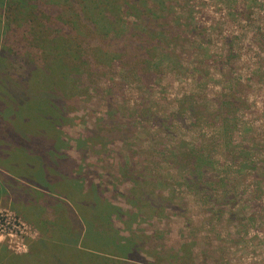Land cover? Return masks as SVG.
<instances>
[{
    "label": "rangeland",
    "instance_id": "rangeland-1",
    "mask_svg": "<svg viewBox=\"0 0 264 264\" xmlns=\"http://www.w3.org/2000/svg\"><path fill=\"white\" fill-rule=\"evenodd\" d=\"M144 1L170 26V34L146 50L150 60L145 62L142 44L135 49V40L109 33L115 41L111 47L125 54L97 64L81 56L85 73L66 89L70 118L59 127L58 137L66 156L76 162L75 181L62 173L58 188H51L52 181L39 184L41 193L31 189L38 184L28 175L38 172L33 168L44 146L22 142L21 128L13 127L15 122L7 125L19 109L7 100L0 80V211L8 210L25 225L21 234L20 228L15 233L19 239L8 243L5 237L0 248L22 255L30 241L48 238L53 211L44 205L47 201L96 216L90 226L85 223L93 237L103 232L107 242L137 244L144 263L264 264V0ZM8 3L10 8L5 4L0 9L1 44L7 49L1 69L11 77L48 64L51 35L86 55L103 45L89 21L77 16L74 0L57 7L39 0L32 14L24 16L17 15V4ZM118 17L115 29L136 31L134 18ZM2 57L1 52L0 63ZM109 123L128 125L131 133L110 143ZM101 127L102 142L77 151L78 139ZM180 147L194 148L196 156L204 157L203 179L190 178L189 168L175 164L173 155ZM134 173H139V188L130 191L135 182L127 176ZM183 177L195 184H185ZM159 194L172 200L162 214L148 208V200L157 203ZM101 196L111 205L108 217L100 215ZM37 206L42 209L36 214ZM66 220L55 232L79 241L83 229L68 224V216ZM20 241L26 250L17 254L13 248ZM102 251L116 255L117 250L108 245Z\"/></svg>",
    "mask_w": 264,
    "mask_h": 264
},
{
    "label": "trees",
    "instance_id": "trees-1",
    "mask_svg": "<svg viewBox=\"0 0 264 264\" xmlns=\"http://www.w3.org/2000/svg\"><path fill=\"white\" fill-rule=\"evenodd\" d=\"M8 1L15 3V5L17 4V15L24 16L27 12L30 15L32 14L31 10L37 7L36 3L39 0H0V9L1 7L5 9V4L6 7L8 6L10 8ZM74 1L76 3L75 10L77 16L84 20H88V23L91 25V33L98 38L97 40L101 42L104 41L102 46L98 43L94 47V50L91 51L90 55H86V51L83 49L75 51L72 47H70L72 44L62 43V39L59 36L52 37L51 35L48 43L49 41L51 42L52 50L50 49V51H53V53L51 54L49 51L51 56L48 64L42 65L41 68L34 66L29 67L24 75L11 77V74L7 73L5 68L4 72H2L3 70L1 69L4 67L5 60L7 59L4 54L7 49L3 48L1 44L2 40L4 42L5 39L4 34L0 33V53L2 52L3 54L2 62L0 63V80L4 84L5 92L8 94L7 100L10 101L9 103L11 106H14V109L15 106L19 109V112L14 111L18 115L17 119L15 118L9 122L8 118L7 120H2V122H9L7 123L9 127L13 126L12 124L15 122L16 125L13 127L17 126L16 128H21L22 137H25V139H22V142H32L34 147H41V144L44 146V150L41 151L40 160L38 161L39 164L37 163L38 165H35L33 168V171H37L39 169L38 172H34L35 174L33 177L28 175V177L35 181V184H38V187H35L36 189L31 188L37 193L42 192L39 190V184L46 186L53 181L51 188H55L57 182L62 185V173H67L68 177L66 178H70V180L75 181L73 175L76 173V162L72 158L66 156L64 152L65 147H62L63 143L58 137V134L59 127L66 124L67 119L69 120L70 118L68 116V108L66 107L69 104L70 97H67L66 89L70 84L80 81L81 74L83 75V73H85L82 68H87L85 60L81 56L88 58L89 61L94 64L107 63L116 59H121L120 56L125 53H118L116 45L111 47V43L115 41L113 38L107 37L109 33H117L119 36L116 38H119L120 40L126 38L131 39L132 41L135 40V49H139L141 47L140 44H142L145 62H148L150 58L146 50L153 49L151 42L155 43L163 34H170V26L168 21L165 19L167 17L160 16L152 12L151 9H149L150 5L147 6L144 4V0ZM149 1L151 3L162 2L160 0ZM49 2L56 7L63 3L69 5V0H49ZM25 3L26 6H24ZM120 13L130 16L138 22L135 27L136 31L131 32V30L128 29L127 33L124 34L121 29H115L117 23L120 21V18L118 17ZM44 43H46V41H44ZM107 47H109V51L106 49ZM10 111L11 109L8 110V112ZM109 125L111 127L108 128V131H110V143L123 141L126 139L127 135L131 133V127L128 125H123L120 128L117 127V124L115 125L109 123ZM102 130V127L96 130L88 129V135L78 139V150H76L81 152L79 149L81 146L87 145L88 148L90 144L95 141H98V144H100L102 141H100L101 137L99 132ZM28 131H31V134L28 133ZM40 131H42L41 133H43V136L40 135L38 137L36 133ZM45 135L47 137L46 142L44 140ZM40 137H42V142H40ZM181 148L182 147H180L179 151L173 155L175 164L186 169L189 168L187 174L190 178L198 177L203 179L207 172L206 165L203 166L204 157L201 155L196 156L194 148ZM188 164H192V166ZM134 174L135 175H133V177L130 175L127 176L128 181L132 184L135 182L134 187H132L130 191H134L139 188V184L137 183L139 173ZM183 181L187 185L192 183L187 177H183ZM93 186L96 187L95 185L90 187ZM80 187L82 188L81 184ZM81 194L82 191L80 195ZM88 194L90 195L91 192ZM37 198L36 200L34 199V204L37 203ZM135 200L137 203H140L138 199ZM100 201L103 207L100 215L102 216V214L105 213L103 216H110L109 209L111 208V205L108 206L105 204L106 200L103 199L102 196ZM148 201H150L148 205L149 210L159 209V214L163 213L166 206L172 207L170 205L172 200L161 196V194H159L157 203H155L156 201L153 199H149ZM81 204H84L85 210L86 203L83 201ZM44 205L48 206L53 211V220L51 222L52 228L49 231V237H42V239L37 241H30L28 243L27 253L22 255H15L0 248V264H132L127 263V260L134 261L136 264H150L148 262L144 263L145 261L141 259V249L137 244L131 245V243H129L126 245L125 240L123 243H118L117 241L112 240L107 242L109 236H106L103 232L101 235L93 237L92 234L89 233V230L86 229V225L90 226L91 220L97 218L96 216H88L84 212L83 213L86 216H82L76 213L68 203L59 204L58 202L49 203L46 201L44 202ZM39 207L37 206L36 208ZM60 208L63 209V214L61 215L58 214ZM41 209L42 207L38 210V212L35 211L36 214L39 213ZM99 209L101 210V207ZM67 216L69 217L68 221L70 222H68V224H75L79 229L78 231L83 229L81 231V235L79 232L77 233V239L79 234V241L74 238V235H68L66 238H60L57 232H55L59 226H63L64 223H67ZM87 219H89L88 224ZM35 227L39 233L43 232L41 227ZM71 229H73L72 226ZM80 236L82 237L80 238ZM91 244L92 247L89 246ZM108 245L115 247L117 250L115 251L116 255L106 254L102 251V249ZM125 252H127V254ZM109 256L114 257L117 260L113 261Z\"/></svg>",
    "mask_w": 264,
    "mask_h": 264
},
{
    "label": "built area",
    "instance_id": "built-area-1",
    "mask_svg": "<svg viewBox=\"0 0 264 264\" xmlns=\"http://www.w3.org/2000/svg\"><path fill=\"white\" fill-rule=\"evenodd\" d=\"M2 210L3 211H0V242H3L4 238L7 237L9 238L8 243H11L19 239L16 238L15 233L17 229L20 228L18 233L21 234V230L24 229L25 225L24 223L20 222V219H18L13 213H10L6 209ZM13 229H15L14 233L11 232ZM10 239H13V241ZM25 250V245H23L21 241L15 243V247L13 248L15 253L20 254L25 252Z\"/></svg>",
    "mask_w": 264,
    "mask_h": 264
},
{
    "label": "crops",
    "instance_id": "crops-1",
    "mask_svg": "<svg viewBox=\"0 0 264 264\" xmlns=\"http://www.w3.org/2000/svg\"><path fill=\"white\" fill-rule=\"evenodd\" d=\"M34 190V189H33Z\"/></svg>",
    "mask_w": 264,
    "mask_h": 264
}]
</instances>
